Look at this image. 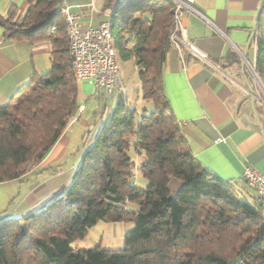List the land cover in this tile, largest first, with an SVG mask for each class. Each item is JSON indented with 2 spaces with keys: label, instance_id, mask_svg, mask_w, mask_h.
<instances>
[{
  "label": "trees",
  "instance_id": "1",
  "mask_svg": "<svg viewBox=\"0 0 264 264\" xmlns=\"http://www.w3.org/2000/svg\"><path fill=\"white\" fill-rule=\"evenodd\" d=\"M112 1L103 0L102 9ZM25 2L23 13L12 5L0 16L4 38L48 44L50 67L0 107V183L22 179L44 159L80 102L60 1ZM173 8L171 0H123L116 7L114 48L122 59H134L142 101L153 108L138 111L120 95L70 185L37 212L0 216V264H264L262 202L241 197L235 182L190 153L164 94ZM253 38L254 68L264 84V39ZM258 108L255 103L261 121ZM130 147L141 157L144 188L131 180ZM174 178L180 185L172 192ZM100 220L132 223L123 246L74 250L72 242Z\"/></svg>",
  "mask_w": 264,
  "mask_h": 264
},
{
  "label": "crops",
  "instance_id": "2",
  "mask_svg": "<svg viewBox=\"0 0 264 264\" xmlns=\"http://www.w3.org/2000/svg\"><path fill=\"white\" fill-rule=\"evenodd\" d=\"M89 2L66 0L83 25H97L104 20L97 13L103 4L99 8L95 3L93 9ZM12 5L18 8V13L26 8L25 0H0V16L5 17ZM192 6L214 25L193 12L187 13L183 20L187 40L205 54L206 62L198 61L186 49L180 50L172 43L162 73L164 94L181 124L190 153L220 178L235 182L241 197L254 199L256 194L242 178V172L247 165H252L264 173V137L251 105L246 103L245 98L250 96L244 81L240 83L232 75L242 77L234 70L237 66L240 68L242 61L236 49L243 52L250 38L245 57L251 53L254 61L253 37L264 39V1L194 0ZM252 28L255 30L251 35ZM4 34L0 26V107L34 73L41 74L50 67L48 44L9 40ZM228 61L231 63L227 68ZM82 91L85 93L86 89ZM256 105L262 106L259 102ZM82 112L76 119L79 122L74 118L68 124L44 159L28 175L16 180L22 183L30 177L36 178L31 179L13 209L15 217L39 211L70 185L82 154L94 143L98 132L81 118ZM259 115L264 130V116Z\"/></svg>",
  "mask_w": 264,
  "mask_h": 264
},
{
  "label": "built area",
  "instance_id": "3",
  "mask_svg": "<svg viewBox=\"0 0 264 264\" xmlns=\"http://www.w3.org/2000/svg\"><path fill=\"white\" fill-rule=\"evenodd\" d=\"M59 1L75 79L78 82L90 85L93 96L97 99L106 100L117 90L123 91L124 85L115 62L116 50L111 34L114 10L123 0H113L108 9L97 10L98 14L104 16V20L97 25H83L80 16L71 10L66 0ZM171 1L174 4L171 42L176 44L180 50L186 49L187 53L194 56L198 61L206 62L205 54L187 40L183 20L187 13L193 12L200 15L208 24L214 26L213 23L192 6L194 0ZM88 5L95 9L94 0H90ZM236 52L241 57L251 80L257 85L264 97V84L255 71L254 63L243 57L242 52L237 49ZM84 109L85 104H79L75 117ZM101 120L102 118H98L94 127ZM242 178L254 190L258 200L264 206V173L258 171L252 165H247L242 172Z\"/></svg>",
  "mask_w": 264,
  "mask_h": 264
},
{
  "label": "rangeland",
  "instance_id": "4",
  "mask_svg": "<svg viewBox=\"0 0 264 264\" xmlns=\"http://www.w3.org/2000/svg\"><path fill=\"white\" fill-rule=\"evenodd\" d=\"M94 1L97 6L101 8L103 4L102 0ZM250 54L251 53L247 54L246 59L252 62L253 59ZM44 57L47 58L48 56L45 55ZM115 62L119 68L120 77L124 85L123 91L117 90L112 96L108 97L106 100H102L97 99L93 96V90L90 85L78 82L80 89V102L85 104L86 108L82 112L81 118L89 121L90 129H95V131L99 130L105 118L110 114L111 110L114 108L117 99L120 97V95L124 96L129 107L136 108L138 111H142L143 108H146L147 110H151L153 108L152 103L142 101L141 84L138 78L137 68L135 66L134 59L130 58L128 60H124L116 52ZM47 70L48 69H45V71H42V73L46 72ZM232 76L235 78V80L239 81L240 83H243L242 77L234 75ZM248 79L250 85L254 89L255 103L259 102L262 105L259 106L260 108H258V110L264 116V97L257 85L253 82V80H251L249 73ZM236 87H238V89L240 90L239 86ZM84 88L86 89L85 93H83L82 91ZM245 89L246 91L248 90L246 86ZM245 100L246 103L250 105V98L246 97ZM79 114L76 115L74 119L75 121L78 118ZM98 118H102V120L94 127L95 121ZM78 122L79 121H76V123ZM128 154L134 161V175L131 180L137 186L144 188L147 184V181L141 176L138 168L141 161V157H139L135 153L133 147H130ZM31 179L36 180V178L33 176L32 178L30 177L27 181H24L22 183L16 180L0 183V216H16L15 214H13V209L16 208L17 204L20 201V197L25 192V188L28 186L29 182L32 181ZM179 185L180 181L178 179H172L170 183V188L172 192L176 191ZM127 208L129 210H135L137 206L133 203H128ZM131 227V222H104L100 220L89 229L88 234L83 239L73 241L71 246L74 250L88 249L97 245H99L103 249L121 248L124 242V234Z\"/></svg>",
  "mask_w": 264,
  "mask_h": 264
},
{
  "label": "water",
  "instance_id": "5",
  "mask_svg": "<svg viewBox=\"0 0 264 264\" xmlns=\"http://www.w3.org/2000/svg\"><path fill=\"white\" fill-rule=\"evenodd\" d=\"M264 0H261V2H263ZM254 30L255 28H252L251 29V35L254 33ZM249 41H250V38L248 39L246 45H245V48H244V51L242 52L243 53V57H245L246 55V51H247V48H248V45H249ZM239 71L241 73V76L243 78V81L246 85V88L248 89L247 90V93L249 94V98H250V105H251V108L253 110V113H254V118L256 120V123L258 124L259 128H260V133L263 135L264 137V130H263V127H262V124H261V121L256 113V110H255V98H254V89L253 87L250 85L249 83V79L246 77L245 75V66H244V63L241 61V64H240V68H239Z\"/></svg>",
  "mask_w": 264,
  "mask_h": 264
}]
</instances>
